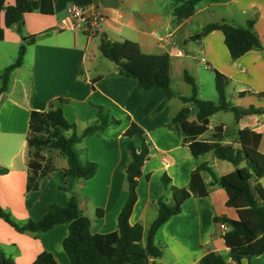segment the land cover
Listing matches in <instances>:
<instances>
[{"label": "crops", "instance_id": "obj_1", "mask_svg": "<svg viewBox=\"0 0 264 264\" xmlns=\"http://www.w3.org/2000/svg\"><path fill=\"white\" fill-rule=\"evenodd\" d=\"M173 1L55 0L52 15L24 14L22 24L10 27L4 25L0 12V75L15 61L23 39L35 37V42L26 47L22 64L10 72L6 88L0 94V207L15 223L39 221L51 204L67 203L70 194L59 190L64 183L66 159L57 152L50 155L58 171L42 178L36 189L26 190L30 114L44 112L51 101L62 98L66 100L63 116L76 126L78 134L95 119L96 105L107 109L119 121L118 126L107 128L101 136H89L76 145L83 161L96 164L94 176L73 188L80 211L90 220L92 233L117 230V218L128 197L124 176L129 162L128 143L132 141L137 151L141 148L138 138L130 140L123 135L132 121L144 131L148 159L137 179L136 202L129 223L139 224L144 237L157 216V200L160 196L166 202L171 199L169 191H162V177L169 180L170 186L186 188L193 170L200 165L209 169L201 173L208 196L188 198L180 213L155 234L154 243L161 251L155 263L199 264L206 253L228 254L217 219L236 220L237 213L226 206L227 194L214 179L232 172L234 166L217 160L211 146L245 144L264 154V116H244L236 121L229 112L234 124L229 128L220 115L227 112L215 113L209 118L208 132L190 141L181 132L182 124H174L171 119L182 108H188L183 125H194L198 110L180 100L190 97L192 91L174 89L173 69L183 79L184 72L193 73L190 76L194 80L191 72L194 64H202L207 71H217L227 78L226 88L233 86L235 90L234 106L264 109V0H201L193 16L180 22L173 14ZM13 4L14 0H4L5 7ZM71 5L94 9L101 15L92 32L63 27L62 21L68 18ZM248 21H253L252 31L261 49L251 50L236 60L230 59L218 30L192 39L211 23L226 22L246 28ZM102 36L111 42H134L143 55L166 56L173 97L166 100L162 90H143L120 75L112 62L103 60L99 50ZM214 118L217 120L212 124ZM215 127L222 128V139L211 138ZM263 181L264 178L259 180V184L264 188ZM67 234L66 224L46 232L20 233L0 219V250L15 264H32L42 252L50 253L56 264H69L62 247ZM227 264L234 263L227 260ZM240 264H264V252L248 261L242 259Z\"/></svg>", "mask_w": 264, "mask_h": 264}, {"label": "trees", "instance_id": "obj_2", "mask_svg": "<svg viewBox=\"0 0 264 264\" xmlns=\"http://www.w3.org/2000/svg\"><path fill=\"white\" fill-rule=\"evenodd\" d=\"M201 0H174L173 14L178 22L193 16L196 5ZM55 0H14L12 6L5 7L4 0H0V12H3L4 25H20L24 14L38 12L42 15L54 13ZM253 21L247 22L246 28L235 27L226 22L211 23L192 37L200 39L208 33L218 30L223 35L224 44L231 60L240 58L251 50H260L258 37L252 31ZM35 42L34 36L25 37L19 47L15 61L7 66L0 80V94L5 90L10 72L23 62L26 47ZM100 53L103 58L112 62L120 75L130 78L143 90L160 89L166 100L173 97L170 87L169 62L166 56H151L140 53L136 43L131 41L111 42L105 36L101 37ZM214 72L215 90L218 102L203 101L197 98V85L193 78L184 72V80L191 87L190 97H180L183 103H190L197 107L194 125H183L189 114L188 108H182L172 119V123H181V132L190 141H195L208 132L209 118L218 112H231L238 121L244 116L262 115L264 109H242L226 101L225 89L227 78L217 71ZM244 93H241V95ZM66 100L62 98L51 101L44 112H31L26 137L27 148V181L26 190H34L38 182L54 174L58 169L51 158L52 152L66 159L63 169L64 183L59 187L62 192L69 193L65 206L51 204L39 221H28L19 225L0 207V219L13 227L17 232H46L59 224H66L68 234L62 242L69 264H156L155 259L161 256L160 248L154 243L157 231L174 215L180 213L182 204L190 197L205 198L208 187L202 172L209 171L206 165H200L190 174L186 188L169 185L164 176L161 179L162 191H169L170 202L164 196L157 200L158 212L150 225L145 237L139 224L131 225L129 217L136 202L138 177L144 162L148 159V149L144 141V131L136 123L130 124L123 135L130 140L138 138L141 148L137 151L130 141L128 143L129 162L124 170L126 190L128 192L117 218V230L108 234L92 233L90 220L79 209V198L73 193L78 182L91 179L96 171V164L83 161L76 145L89 136H101L107 128L119 125L110 112L102 106H95L97 114L81 133H77L76 126L68 123L63 116L62 107ZM165 103L158 106L153 113L158 112ZM221 127H215L211 138L222 139ZM211 150L217 160L226 161L234 166V170L219 178L214 183L225 190L227 194L226 206L234 209L237 219L226 217L217 219L218 223L227 226L223 234L224 244L228 254L219 252L206 253L199 264H227V260L240 264L243 258L248 260L264 252V188L259 180L264 178V154L256 152L245 144L234 147L229 144H213ZM244 163V166H240ZM1 173V171H0ZM144 238V243H143ZM0 264H15L0 250ZM32 264H56L50 253H40Z\"/></svg>", "mask_w": 264, "mask_h": 264}, {"label": "rangeland", "instance_id": "obj_3", "mask_svg": "<svg viewBox=\"0 0 264 264\" xmlns=\"http://www.w3.org/2000/svg\"><path fill=\"white\" fill-rule=\"evenodd\" d=\"M104 61H108L105 58H103ZM191 72H194V80L197 84V88H198V98L203 100V101H210V102H215L217 103L219 98L217 95V92L215 90V84H214V72L213 71H207L204 68V65L202 64H198L195 63L194 67L192 69ZM193 73H190V75L192 76ZM172 81H173V86L174 89L177 92H180L181 89H185V91H187V93L190 92V85L187 84L184 79L182 74L177 70V69H173V77H172ZM174 90V92H175ZM236 98L235 95V90L233 88V86H228L226 88V101L228 103H232L233 105H236L234 103V100ZM196 109L193 108V112L195 113ZM221 117H223V120H225L226 124L228 125L229 128H233L234 124H233V115L229 112L227 113H220ZM217 120V118L212 119V124H214V122ZM64 161V160H63ZM245 164H243L242 166H244ZM264 184V181H263ZM245 259V261H248L247 258H243Z\"/></svg>", "mask_w": 264, "mask_h": 264}, {"label": "built area", "instance_id": "obj_4", "mask_svg": "<svg viewBox=\"0 0 264 264\" xmlns=\"http://www.w3.org/2000/svg\"><path fill=\"white\" fill-rule=\"evenodd\" d=\"M67 11L68 18L62 21V25L72 31L92 32L102 18L94 9H82L71 5ZM219 228L223 232L227 231V226L223 223L219 224Z\"/></svg>", "mask_w": 264, "mask_h": 264}]
</instances>
